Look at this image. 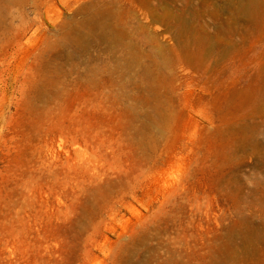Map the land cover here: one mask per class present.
<instances>
[{"label":"rangeland","instance_id":"374dc122","mask_svg":"<svg viewBox=\"0 0 264 264\" xmlns=\"http://www.w3.org/2000/svg\"><path fill=\"white\" fill-rule=\"evenodd\" d=\"M83 1L28 6L0 47V264H264V0L159 2L233 48L211 75L138 8L127 41L168 48L160 76L99 30L68 41Z\"/></svg>","mask_w":264,"mask_h":264},{"label":"bare ground","instance_id":"6f19581e","mask_svg":"<svg viewBox=\"0 0 264 264\" xmlns=\"http://www.w3.org/2000/svg\"><path fill=\"white\" fill-rule=\"evenodd\" d=\"M51 1L53 0H0V47H6L9 45L20 46L22 39L26 36L27 26H29L25 19V13H26L27 7L30 6L35 11H38L39 9L45 8V7L50 9V7L53 6L50 4ZM60 1L63 2L64 4H67L68 2V0H60ZM80 1L81 0H78V2ZM112 1L113 0H84L81 4H79L80 6L76 7V9L70 8L71 10L69 11H72L73 15L76 18L81 15H84L86 17L77 27L72 28L70 32L68 31L66 32V34L68 35L66 36L68 38V41L70 40L72 43L74 41L80 46L85 45L83 43L84 41L81 42V39L83 38V36H80L81 34L77 31L83 29L85 32H87V34H93L96 30H99V37L101 41L109 43L111 45V48L123 49L124 52H126L127 54V60L129 63H132V64L138 63L139 61H141V56L142 58H144V56L147 58L154 57L153 58L154 62H156L155 66L157 67V72L160 76L161 73L163 74L165 73V70H164L165 67L162 66V64L158 60L160 58H163V57L165 58V56H167L168 48L161 45L160 44L161 42L159 43L157 37L155 36L154 37V41L156 40L155 41L156 49L154 48L155 51H153V53L149 52L148 54L145 55V54H141V51L133 47L132 45L133 42L131 43L127 41V39L130 36V32L126 29L127 18L129 16L132 17L133 15H136L138 8H140L142 13L144 15H147L149 18V22L146 23L145 25H142V28L149 29L151 24H154L156 22L163 23L167 27V29L173 31V34L177 41V46L178 48H180V51L182 54L180 58H184V60H186V62L190 64L191 66L204 70L206 74L211 75L215 71V69L220 65L221 60L225 56H227L229 53H231V51L233 50L231 46L225 45L224 47L220 49L219 53H217V49L219 46L218 44L219 34H217L216 36H211L210 34L207 33V31H203V30H200L198 32L192 31L190 28L191 26L188 25L187 22L183 21L182 18L175 16L174 13L170 9H167L165 6H163L164 3H159V2H162L161 0H126L127 3L126 4L123 3L125 5V6L123 5L125 7L123 15H120L119 9L111 6V4L114 3V1L113 2ZM155 1H158L159 5H155ZM114 6H116V4ZM228 7L233 8L236 13H239L240 15L245 17L247 20H250L252 16L253 10L251 9V7H249L248 4H245L243 2L241 4H236L235 7L233 4L228 3ZM13 8H16V9L13 10ZM8 20H9V23H8ZM66 25L67 24L65 22L62 23L58 27V29L63 30L66 28ZM72 33L74 34V37L76 36V39L74 40H71L70 38ZM27 43H29V41ZM47 45H48V48L52 50L53 47L50 45L49 41L47 42ZM174 50L177 51L176 48H174ZM215 54H218V58L215 57ZM151 69L145 70V73L148 77H150L149 78L150 80L152 79ZM209 82L211 81L209 80L208 83ZM158 107L160 108V106ZM166 116L165 115L163 116V114L161 113H159L158 115V117H163V119L167 120L168 118H166ZM225 125H228V124L225 123ZM227 129L229 130V126ZM229 260L230 259H228V261ZM234 260H237V259H234ZM223 264H226V263H223Z\"/></svg>","mask_w":264,"mask_h":264}]
</instances>
